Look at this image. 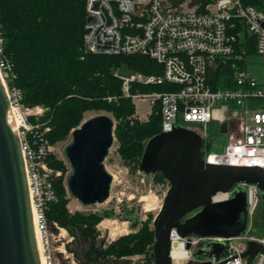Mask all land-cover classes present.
Masks as SVG:
<instances>
[{
  "label": "built area",
  "instance_id": "obj_1",
  "mask_svg": "<svg viewBox=\"0 0 264 264\" xmlns=\"http://www.w3.org/2000/svg\"><path fill=\"white\" fill-rule=\"evenodd\" d=\"M190 3L185 0L176 6L170 0H88L84 50L90 54H140L155 60L162 66L161 74L136 72L125 76L117 71L116 75L126 96L147 101L150 110L159 101L162 132L176 128L196 131L202 137L201 151L207 164L264 168V3L262 8L245 0H214L203 8ZM2 42L0 38V52ZM259 58L262 81L253 72ZM3 66L0 63L6 78ZM219 67L227 68L224 80L236 87L213 88L211 79ZM132 82L170 84L175 90L132 95ZM8 95L12 110L21 120L17 130L33 219L43 236L41 263L57 264L52 243L62 241L66 229L57 222L50 225L47 209L56 200L53 181L61 172L48 163L52 144L39 133V125L29 120L40 108L24 106L20 90L11 93L8 88ZM210 123H219L227 137L222 151L210 150ZM236 189L246 192L248 215H252L259 202L256 184H236L228 191H218L212 203L231 200ZM171 241V253L178 246L185 251L172 256L173 264H264L262 252L243 257L250 241L264 244V238L250 237L247 231L235 236H183L174 228ZM214 243L220 250L218 255L213 252L208 259L197 257L206 245ZM53 249L70 259V264H79L74 254L68 253L65 242Z\"/></svg>",
  "mask_w": 264,
  "mask_h": 264
},
{
  "label": "trees",
  "instance_id": "obj_2",
  "mask_svg": "<svg viewBox=\"0 0 264 264\" xmlns=\"http://www.w3.org/2000/svg\"><path fill=\"white\" fill-rule=\"evenodd\" d=\"M87 1L0 0V38L3 40L0 63L8 73L6 82L10 92L20 90L24 106L44 109L37 115L38 130L52 145L68 140L83 122L86 112H109L116 121L117 152L130 170L135 171L141 169L148 140L162 132L161 105L156 101L147 120L136 117L135 103L124 95L123 82L116 72L126 66L148 75L161 74L162 66L140 54L86 53ZM170 1L177 6L185 0ZM211 1L214 0H191L190 4L203 8ZM245 1L258 8L264 3V0ZM226 72L224 67L215 71L211 79L214 89L236 87L224 80ZM172 90L175 86L170 84L132 82L130 87L132 93ZM34 118L29 116L32 121ZM48 163L62 174L54 177L56 200L48 205L47 219L51 226L57 222L75 239L89 244L80 264H154L153 214L146 221H140L128 211L124 220L131 221L134 229L139 226L138 230L123 234L105 246L99 239L98 225L115 211L72 212L65 177L69 166L54 153L50 154ZM154 174L158 182H167L162 173ZM135 255H144V258L133 262L130 257Z\"/></svg>",
  "mask_w": 264,
  "mask_h": 264
},
{
  "label": "water",
  "instance_id": "obj_3",
  "mask_svg": "<svg viewBox=\"0 0 264 264\" xmlns=\"http://www.w3.org/2000/svg\"><path fill=\"white\" fill-rule=\"evenodd\" d=\"M114 130L115 119L111 115L92 116L71 132L64 147L63 154L70 168L67 190L84 207L103 204L110 197L114 178L105 160L115 142ZM202 142L196 131L176 128L161 132L146 144L141 170L160 172L170 184L153 221L154 264H173L171 232L174 228L183 236L191 233L235 236L246 231V192L241 190L224 203H212L211 198L218 191H228L236 184H256L264 196V168L207 164L201 151ZM227 220L232 224L226 225ZM199 221L200 229L194 227ZM219 251L216 247L213 250L217 255ZM259 252L264 253V244L250 241L243 257ZM0 264H42L21 139L14 126L8 86L1 71Z\"/></svg>",
  "mask_w": 264,
  "mask_h": 264
},
{
  "label": "rangeland",
  "instance_id": "obj_4",
  "mask_svg": "<svg viewBox=\"0 0 264 264\" xmlns=\"http://www.w3.org/2000/svg\"><path fill=\"white\" fill-rule=\"evenodd\" d=\"M262 69H263L262 59L259 58L257 60V66L254 68L253 72H255L257 78L260 81L263 80ZM118 71L120 74L125 76H131L136 73L135 71L129 69L126 66L119 68ZM154 92H158V91H154ZM151 93L152 92L146 93L141 91H137L135 93L131 92L132 95L134 94L143 95V94H151ZM127 97H131L135 103L136 106L135 116L141 120H147L150 113L152 112V110L149 109V103H147V101L146 102L140 101L139 99H136L132 96H127ZM36 107L40 108L38 115L42 114L44 109L41 106H36ZM101 113H106L112 116L111 113L105 111H100V112L88 111L85 113V118L83 122L88 118ZM31 116H34L35 118L33 121L29 119L30 122L32 124L39 125L40 124L39 117H37V115H31ZM115 128H116V121H115ZM45 130H49V129H45ZM208 134H209V141L211 143V148H210L211 151H222L225 149V146L227 144V137L221 131L219 123H210L208 125ZM33 138H34L33 135L32 136L29 135L30 140H33ZM70 138L71 135L68 140L57 143L56 145H52L53 146L52 153L56 154L60 158H63L65 161L66 159L64 157L63 150L67 142L70 140ZM118 146H119L118 140L115 136L114 145L111 148L110 153L105 160L106 167L112 173L114 178L109 199L103 204H97L91 207H84L78 200L72 197H70L71 201L69 203V208L72 212L77 210L84 212L93 211L99 213H103L106 210L115 211L114 215L110 217H106V219H104L98 225V229L100 232L99 239L101 240L102 243H105V246H107V244L111 243L112 241H114L116 238H118L123 234H128L130 232H135L138 230L139 226L136 229H134L135 227L132 226L131 221L124 220L127 213H129L128 211H130V216H132L133 218H138L140 221H146L150 213L153 214L155 218V216L158 214V212L161 210L163 206L165 196L170 187L168 181L163 183L158 182L156 180V176L154 173H146L141 169L131 171L130 167L124 163V160L117 152ZM55 171H60V170H55ZM60 172L62 174V171ZM68 172L65 176L66 178ZM239 192L240 190L236 189V194ZM153 221L151 224L152 226H153ZM65 229H66V233H64L65 235L64 238L62 237V241L60 242L52 243L53 247L58 248L62 242H65L68 253H73L75 259L80 264V261L84 260V253L88 249L89 244L78 238L75 239L74 236L69 232V230L67 228ZM246 231L250 237L259 238V239L264 238V196L261 191L259 193V202L256 208L254 209L252 215H248ZM53 247L52 250H54L53 252L56 254L57 264H70L69 263L70 259L65 258L63 253L57 251V249H53ZM215 247H217L216 243L206 245L202 249L203 252L201 254H198L197 257L201 259H208L213 254V250ZM130 258L133 260V262H136L142 260L144 258V255H135Z\"/></svg>",
  "mask_w": 264,
  "mask_h": 264
},
{
  "label": "bare ground",
  "instance_id": "obj_5",
  "mask_svg": "<svg viewBox=\"0 0 264 264\" xmlns=\"http://www.w3.org/2000/svg\"><path fill=\"white\" fill-rule=\"evenodd\" d=\"M12 116H13L14 126L17 129V128H19V126L21 124V120H20V116H19L18 112L15 109L12 110ZM36 240H37L38 251H39L41 262H42V261H44L43 236L37 229H36ZM184 253H185V251L180 246H178V247H175L173 249L171 256L177 257L180 255H183Z\"/></svg>",
  "mask_w": 264,
  "mask_h": 264
},
{
  "label": "flooded vegetation",
  "instance_id": "obj_6",
  "mask_svg": "<svg viewBox=\"0 0 264 264\" xmlns=\"http://www.w3.org/2000/svg\"><path fill=\"white\" fill-rule=\"evenodd\" d=\"M196 212H197V211H196ZM196 212H194V213L188 215L187 218H190V217L193 216ZM217 221H218V220H217ZM230 222H232V221H231V220H227V222H226V223L224 222V223H225L226 225H228V224L231 225L232 223H230ZM199 224H200V221H199L198 223H196L194 227L200 229V225H199ZM191 234H194V233H191Z\"/></svg>",
  "mask_w": 264,
  "mask_h": 264
},
{
  "label": "crops",
  "instance_id": "obj_7",
  "mask_svg": "<svg viewBox=\"0 0 264 264\" xmlns=\"http://www.w3.org/2000/svg\"><path fill=\"white\" fill-rule=\"evenodd\" d=\"M146 115V114H145ZM147 117V116H146Z\"/></svg>",
  "mask_w": 264,
  "mask_h": 264
}]
</instances>
